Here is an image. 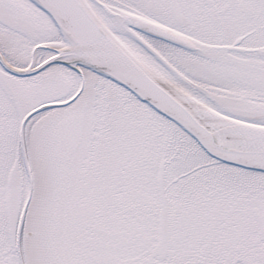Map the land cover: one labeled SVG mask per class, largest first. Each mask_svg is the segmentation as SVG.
I'll return each mask as SVG.
<instances>
[{"label": "snow or ice", "instance_id": "6c2138e0", "mask_svg": "<svg viewBox=\"0 0 264 264\" xmlns=\"http://www.w3.org/2000/svg\"><path fill=\"white\" fill-rule=\"evenodd\" d=\"M0 264H264V0H0Z\"/></svg>", "mask_w": 264, "mask_h": 264}]
</instances>
